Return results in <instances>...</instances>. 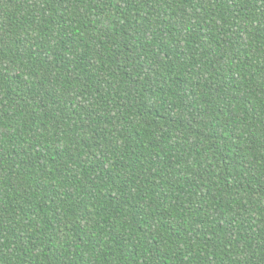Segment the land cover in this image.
I'll list each match as a JSON object with an SVG mask.
<instances>
[{"label": "trees", "instance_id": "16d2710c", "mask_svg": "<svg viewBox=\"0 0 264 264\" xmlns=\"http://www.w3.org/2000/svg\"><path fill=\"white\" fill-rule=\"evenodd\" d=\"M0 264H264V0H0Z\"/></svg>", "mask_w": 264, "mask_h": 264}]
</instances>
